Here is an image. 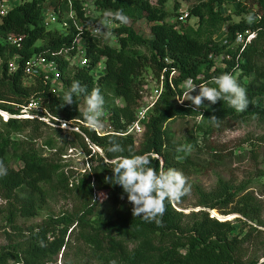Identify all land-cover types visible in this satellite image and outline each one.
I'll use <instances>...</instances> for the list:
<instances>
[{
    "label": "trees",
    "instance_id": "1",
    "mask_svg": "<svg viewBox=\"0 0 264 264\" xmlns=\"http://www.w3.org/2000/svg\"><path fill=\"white\" fill-rule=\"evenodd\" d=\"M183 1L192 2L187 11L195 26L168 22L167 0H93V17L84 11L90 4L85 0H20L0 16V109L17 114L34 98L49 115L80 129L67 140L59 128L38 119L0 117V200L8 241L0 246V264H50L73 239L87 247L89 260L97 264H264V253L248 260L244 251L264 234L261 201L247 187L235 188L222 179L203 190L190 177L210 168L185 152L190 146L211 154L213 162L222 161L226 154L209 142L214 130L251 119L264 125V0ZM228 3L236 7L237 21L223 13ZM47 7L56 12L54 25L64 32L43 25ZM173 9L176 17L177 2ZM105 19L114 25L110 43L91 31L99 24L105 27ZM138 22L148 24L150 37L134 29ZM245 31L255 36L241 48L235 37ZM7 35L21 37L20 47L7 44ZM78 36L86 66H71L57 54L68 49L73 56ZM14 55L20 56L19 67L9 73ZM33 55L57 64L62 91L53 93L39 77L24 78L22 63ZM101 62L102 72L95 77ZM173 70L176 75L170 77ZM146 71L158 82L163 75L162 93L136 144L134 135L118 133L135 119ZM189 79L191 95L210 109L178 103ZM101 117L110 130L99 135L85 124L95 126ZM186 117L199 120L186 139L174 138L169 122ZM56 137L63 145H57ZM41 138L47 153L36 146ZM75 145L89 159L76 176L60 158ZM14 162L21 166L14 168ZM95 187L106 190L112 203L106 215L93 212ZM190 193L194 206L204 210L185 214L177 209ZM55 196L72 197L77 208L26 223ZM205 210L240 217L219 220Z\"/></svg>",
    "mask_w": 264,
    "mask_h": 264
},
{
    "label": "rangeland",
    "instance_id": "2",
    "mask_svg": "<svg viewBox=\"0 0 264 264\" xmlns=\"http://www.w3.org/2000/svg\"><path fill=\"white\" fill-rule=\"evenodd\" d=\"M85 1L90 2V0ZM176 2L179 4V10H187L192 5V2H185L183 0H167L165 9L169 13V17L167 18L168 22H175V11L173 7ZM235 8L236 7L232 3L225 4L222 7L223 13L225 15L231 16L230 22H234L239 19V16L235 15ZM195 21V18L191 17L186 23H184V25L195 26ZM127 23L130 24L131 22L128 21ZM51 26L64 32V30L61 29L58 24ZM133 27L143 37H150L149 26L146 22L133 23ZM108 29L105 26L104 29L101 30L100 36L103 37L102 39L105 42L110 43L113 42L114 38L108 32ZM102 68L103 62L99 63L97 71L101 73ZM175 75V71L170 73V77H174ZM142 76L147 80L141 88V101L143 103V101L149 102L150 99L154 100L156 95L159 94V90L162 85H160V81L158 82L155 80V77H153L149 71L143 72ZM191 92L192 90L190 89L187 91V93L182 94V98L178 103H190L196 109H210V105L207 102L201 100L199 101L198 98L191 95ZM260 103L261 105H264V98L260 100ZM81 109H84V105H81ZM96 115L97 117H100L98 114ZM198 120L199 117L175 119L169 122V131L174 138L184 140L186 139L187 135H189V131L193 124ZM86 126H90L92 128L90 124H86ZM95 127L100 133L110 130L109 123L105 117H101L98 123L95 124ZM45 130L46 129L43 128L44 132H46ZM61 134H66L67 140H73L72 133L61 131ZM141 136L142 134L135 136L136 144H138L140 141ZM56 140L58 146L63 145L61 137H56ZM209 142L217 149L222 150L226 156L222 161L213 162L211 154L187 146V150L185 152L190 158L210 168V170L203 174L192 175L190 177L192 182L197 183L205 191L212 189L218 179H222L235 188L240 186L247 187L248 190L255 194V196L261 201L263 205L262 222L264 223V125L257 122L256 120L251 119L246 122L236 124L230 129H216L211 134ZM35 143L39 149L44 150L43 152L47 153L46 149L42 147L43 138L37 139ZM64 153V155L60 156L62 163L65 164L68 169L73 171V173H75L74 176L80 172H84V170L87 169L89 164L88 156H86V154L78 147V145H75L74 147L68 146ZM12 166L14 168H18L21 166V164L14 162L12 163ZM92 202L93 212L96 216L106 215L112 208V203L107 191L96 187L94 188ZM194 203L195 196L190 193L184 204L180 207H177V209L181 210L185 214H188L192 211L204 210L200 207L194 206ZM76 208L77 203L74 201V199H72V197L55 196L52 201H48L46 204H44L39 217L27 220L26 223H37L46 214L70 213ZM239 217L240 216L238 214H232V217L229 220L234 221L235 218ZM218 219L221 220L220 218ZM186 222L190 223L189 220H186ZM4 225L3 202L0 200V246L8 244V241H6L3 236ZM260 229L264 232V227H260ZM71 238L73 239L72 236ZM244 251L248 260L256 258L261 259V256L264 253V234L259 233L257 239L254 240V242H251V244L245 248ZM50 264L97 263L89 260L87 247L83 243L73 239L69 242V245L66 247V249H64L62 253L59 254L58 257L55 258Z\"/></svg>",
    "mask_w": 264,
    "mask_h": 264
},
{
    "label": "built area",
    "instance_id": "3",
    "mask_svg": "<svg viewBox=\"0 0 264 264\" xmlns=\"http://www.w3.org/2000/svg\"><path fill=\"white\" fill-rule=\"evenodd\" d=\"M18 0H0V16H3L7 13L8 9ZM93 0H90V4L87 6L85 5L84 11L87 15L93 17ZM92 6V7H91ZM72 17V14L69 15ZM188 19V11L187 10H180L179 14L175 17V20L180 23H185ZM57 22V15L56 12L47 7L44 10L43 20L42 23L44 26L49 27L54 25ZM104 23V22H103ZM106 28H111L114 26L110 20L105 19ZM65 25V24H63ZM104 29L102 24L98 26H93L91 31L94 35L101 34V28ZM100 28V29H99ZM109 28V29H110ZM108 29V32H109ZM78 30H81L78 28ZM255 34L253 32L245 31L243 33H237L235 37V42L241 45V48H244L247 44L251 42L254 38ZM4 41L12 47L19 48L21 45V37L14 36V35H7L4 38ZM76 52L73 56H69L68 49H63L62 51L58 52L57 54L63 55L68 61L71 66L79 65V66H86L88 64V59L85 54V45L82 41V38L78 36L76 39ZM226 43V41H224ZM20 59L19 55H14L8 61V71L9 73H13L19 67L18 60ZM97 67L99 64L96 65L94 74L95 77L98 76L99 72L97 71ZM22 71L24 78L27 80H31L34 78H41L44 83H49L50 89L53 93H57V91H62V82L59 76V70L57 64L54 61H48L45 57L40 55H33L27 59H25L22 63ZM172 73L174 72L171 71ZM163 75H160V85H162ZM192 80H187L184 83V93H187L188 90L192 89ZM158 91V90H157ZM162 91V86L160 87L159 94L156 95L154 100L150 99L149 102H144L139 105L140 107L137 108L135 113L134 121L127 127V129L123 133H118L121 135L132 134L134 136L141 135L144 131V122L146 121L148 111L151 109L157 98L159 97ZM179 102V100H178ZM181 104V103H179ZM0 117L3 121H7L9 118H20V119H38L43 121L48 126L53 128H59L62 132H79L80 129L77 123L72 121H66L64 119L55 118L46 111V109L42 106V103L37 99H30L29 103L26 106H22L17 114H10L7 111L0 109ZM79 124H82L79 120H76ZM86 125V124H85ZM92 128L97 132V134L101 135L104 134L103 132L97 131L94 125H91Z\"/></svg>",
    "mask_w": 264,
    "mask_h": 264
},
{
    "label": "bare ground",
    "instance_id": "4",
    "mask_svg": "<svg viewBox=\"0 0 264 264\" xmlns=\"http://www.w3.org/2000/svg\"><path fill=\"white\" fill-rule=\"evenodd\" d=\"M211 216L213 217H218L220 218L221 220H226V219H230L232 217V214H230L229 216L227 217H224V216H221L220 214L216 213V212H212L211 213Z\"/></svg>",
    "mask_w": 264,
    "mask_h": 264
},
{
    "label": "water",
    "instance_id": "5",
    "mask_svg": "<svg viewBox=\"0 0 264 264\" xmlns=\"http://www.w3.org/2000/svg\"><path fill=\"white\" fill-rule=\"evenodd\" d=\"M99 152H100V150L99 149H97ZM208 212H210V214L212 213V212H216L217 213V211H215V210H207ZM224 217H227V216H224ZM226 220H229V219H226Z\"/></svg>",
    "mask_w": 264,
    "mask_h": 264
}]
</instances>
